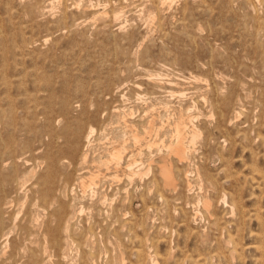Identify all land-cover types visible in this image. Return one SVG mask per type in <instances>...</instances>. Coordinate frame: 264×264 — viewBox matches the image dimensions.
I'll return each mask as SVG.
<instances>
[{
  "label": "bare ground",
  "instance_id": "6f19581e",
  "mask_svg": "<svg viewBox=\"0 0 264 264\" xmlns=\"http://www.w3.org/2000/svg\"><path fill=\"white\" fill-rule=\"evenodd\" d=\"M65 1H68V0H64V2H63V0H0V264H95V262L97 261V258H96L97 256L95 255L94 251L97 248H94V250L92 252V250H91L92 247H90L91 244H87V240L88 239L92 240L93 239L92 237H94L95 232L93 230L94 234L92 232L84 233L83 240H82V237H80V234H83V232L80 231L79 232L80 234L78 233V230L80 229V228H78L79 226L77 225L80 222L79 217L82 216L84 212H86V214H89V215L91 214L93 217H95V218H92V219H95L94 220V222H95L94 228L95 227L98 228L97 231H99V228L102 229V227H104L100 221H102V220L104 221L111 216H113L114 218H117L119 215L118 212L120 211V210L118 211L117 209L114 210V208H116L119 205L112 208V200L114 199L115 194L112 193V196L108 197L109 193L107 195V191L112 192V189H114L113 192L117 193L118 190L121 191V189H123L125 192H127L126 190L128 189L127 188L128 186H130V188L132 187V191L129 193L135 192L137 197L136 198L134 197V198L137 200L141 199V198H139L140 196L141 197L143 196L145 198L144 195L148 194L151 191V189L154 192V189H155L154 195L156 198H154L153 195H150V196H152V198H154L156 201H160V202L162 201L163 203H166V204L171 203L172 205H174L170 209L171 214L173 216L178 215V213H182L181 210L183 209L182 210L184 212L183 217L185 218L184 221L187 222V226H191L193 224L194 225L198 224L199 223L198 220H200L199 218L203 217V219H204V217H205V216H203L204 214L206 215V220H208L206 222H208L212 226L213 225L215 226L218 223V221L220 222V220H219L220 218H217L218 216L217 215L215 216V213L212 212V210H214L215 207H213V201L211 200V198H209L210 196L209 197L207 196V190H205V189L213 188V187L215 188L217 186V181H216V179H212L211 176L213 174H211V176H210V175H208V172L206 173V168H210V167L205 168V162H206L205 160L206 159L204 160V162L202 160L200 161V159H199V161H197V160L194 161L196 159V157H198L197 153H199L198 151H196L197 148L199 150L202 148V146H204V147H207L208 149H210L208 146H210L212 143V145H213L212 149L214 148V150L216 151L215 156H217L219 161L222 162V164H219L220 162L218 163L219 165L222 166V168H220V170H222V171L223 170H229L228 168H231L228 164L230 163V160H232V159H233L232 161H235V159L233 157H234L235 151L237 149H239L242 152H244V150L247 149L248 153H250L252 156H254L252 159L256 158L255 153L259 147L264 150V135L262 134V131L264 129V0H181L182 2L180 1V4L182 3L181 4L182 7H181V5L180 6L178 5V6H179V8L181 7V11L183 14H186L190 8L193 10L196 9L197 12L199 13L198 15L202 14L204 16H209V19L214 18L213 20H215V21H213V20L212 21L215 23H213L212 21H207V23H205L204 20H206V19H204V20L202 18H200V19H202L203 20L202 22L205 23V24H203L204 28H207V30L210 31V33H213L215 37L220 36L221 41H217V42H220V43L222 42L224 45H226V48L228 49V51L231 50L230 48L234 49L233 51L231 50L232 54H230L229 57H227V55H229V54H227L226 56L222 55V53L226 52V48L225 49L222 48L220 52L218 51V49H216V52L218 51L219 58L221 55V56H223L222 58L224 59V60L222 59V62H221V63H223L224 68L226 67L225 69L227 70V71L225 70L226 73L224 72V70H222V72H221V73L224 72L226 74L224 77H223V75L221 76L220 73L215 71L211 66L208 68L207 71L202 70V67L197 66L198 68H200L202 70L201 72L198 71V73H197V72L191 71V72H189V74L187 72V76H185L184 72H183V74L179 73V71L176 69L178 67H181L180 66L181 63L179 64V66L176 67L175 65H173V63H170L169 61H165L162 59V60L155 61L152 69H148V66H147V68H145L146 66L145 67L142 66L139 69L140 70L139 73L141 75H143V78L141 81H135V80H137V79L134 80L135 77L133 78L134 81H130L129 79H131V78H129V76H128L129 73H127V72L130 71V69L132 68L131 64L134 63V62L133 63L131 62V64H127V65L123 64V67L121 68V70L124 72L127 71L126 72L127 74L125 73L126 75L124 74L125 76H123V78H120L118 76L119 78L115 79L114 75H117V73L115 72L116 74H114L111 72V73H107L105 79H101V81H103V80L105 81V83L103 82L105 85L103 84L104 87L102 88V91H100V94L98 95V93H97L98 97H96L97 95L95 93L96 96H95L93 103H89L86 100H84L83 98H79V97L77 100H75V101L73 100L74 102H72V101H70L69 97L62 95V94L56 95L54 93L53 89H54L55 85H53V86L51 85V79H49L50 77H48L50 74V69L49 68H47L49 70L45 69L47 71V73L49 71L48 76H47L45 71L43 70L45 68V66L43 69L41 68L39 71L40 67L37 68L34 64V65H32V69L30 67L31 70L28 69L29 66H25L27 68V70L30 71V72L28 71L29 77L30 78L32 77V80L30 78H29V80H31L30 83L34 87H32V91L30 93L26 91L27 92L26 94H28V97L26 94H24V95H26L25 97H27V98H22V94H19L18 92H20L19 91L20 87H21L20 85L22 84V81H23V79L21 80L19 75L23 74V76L26 77L25 73L27 72V70L24 67V63L26 61H28L27 58L29 59L30 63H31V61H38V58H40L42 56L43 51L45 52L44 49L46 47L44 48L42 46L47 44V43L44 44L47 40L39 37L40 36V35H38L39 30H40V28H43L47 23H50V22L52 23V20L49 21V18L51 19L50 14L52 12V9H56V12L60 13V14L58 13L59 14L58 17L56 16L57 14H55V16L58 19L56 21H59L57 23L58 26H60V27L62 26V25H59V23L61 24V20L66 16L65 15L67 12L66 10L70 6L68 4H71V3L67 4V3H65ZM78 1H82V0H78ZM136 1L139 2L138 5L140 6V14H143V16L145 15V18L143 20L145 22L144 23L145 26L143 25L144 30L141 28V31L143 30V32H142V33H144L143 36H146L149 33L150 28L152 26L156 25V27H160L161 22H162L161 19L163 17L165 18V16H166V15L165 16H163V15L171 7H173V3H175V1H178V0H140V1L136 0ZM84 2H85V0H84ZM110 2H109V4H110ZM132 2L134 3V1H132ZM132 2H130V4ZM77 3H79V2H77ZM101 3H103V2H101ZM124 3L125 2H123L122 4H124ZM72 4L75 6H79V8L81 6L79 4H76V2H73ZM128 4H129V1L126 4V6ZM83 5H85V4L83 3ZM95 5H96V3H95ZM120 5L121 4L119 3V6ZM87 6H88V4H87ZM91 6H93V5L91 4ZM110 6H112V4ZM113 6L114 7L112 10L110 7V10H111L110 13L106 12L105 9L101 10V11H95L96 9L95 10L92 9L94 11L93 12L92 10H90L92 7L88 11L92 12L93 13L92 15H95L102 20L107 18L106 20L108 21V24L103 25V27H102L104 30L103 29L101 30L99 28L100 26H102L101 25L102 23L98 26V28L100 29L99 30L100 33L105 35L106 40L107 41L110 40V43L113 42L112 44H110L111 47L102 48V50H103L102 54L104 56H106L107 54L112 52L111 55L112 54L115 55L116 59H117V57H119L120 59H122V61H124L125 56L127 54V48L128 47L124 48L125 46L123 47L121 45V43H119L117 41L118 35L117 36L114 35L115 33H120L123 29L122 28L123 25H121L122 23L119 22V17L122 13L117 12V8H119V7L116 8L115 7V6H117L116 4ZM121 6H123V5H121ZM136 6H137V4H136ZM104 7H106V6H104ZM108 7L109 6H107V8ZM69 8H68V10H70ZM129 8H127V10H129ZM60 10H63V11H60ZM88 11H87V13H88ZM130 11H132V9ZM130 11H128V12H130ZM78 12H76V13H78ZM191 12H192V16H193L194 13L192 10H191ZM52 13H54V11ZM73 13H71V14H73ZM173 13H176V12L174 11ZM173 13H172V15H173ZM176 14H180V13H176ZM73 15H76V14L74 13ZM160 15H162V18L160 17ZM77 16L80 17L79 13ZM88 16H90V14ZM174 16H176V15H173V17ZM196 16H197V14H196ZM85 17H86V15H85ZM75 18H76V16H75ZM87 18H89V17H87ZM140 18H142V17H140ZM179 18H181V20H182V17H178V19ZM70 19H68V21ZM123 19H122V21H123ZM164 20H166V19H164ZM186 20H188V19H186ZM189 20L187 21V24H188V22H191V20H193V18L190 21ZM74 21L75 20L71 21V22H73V24H71V25L74 27V31H76L77 30L76 27L79 25L80 22L74 23ZM83 21H84V18H83ZM139 21H141V19ZM179 21H180V19H179ZM86 22H89V21H86ZM165 22H166V25L170 24V23L167 24L168 23L167 20ZM177 22H176V25H177ZM196 22L198 23V21H196ZM64 23H66V22H64ZM90 23H91V21H90ZM94 23L92 22V24H94ZM98 23H100V21H98ZM84 24H85V22H84ZM125 24H127V23H125ZM125 24H124V27H125ZM138 24L136 23V25H138ZM140 24H142V23H140ZM140 24H139V26H140ZM173 24L174 23H172V25ZM183 24H185V23L182 22L181 25H183ZM50 25L47 27L51 28ZM68 25H69V23H68ZM132 25L133 24L131 23V26ZM166 25H164V26H166ZM172 25H171V27H172ZM176 25H175V27H177ZM195 25H197V24H195ZM52 26H53V24H52ZM79 26H81V24ZM187 26H189V25H187ZM211 26L213 28H211ZM127 27H129V26H127ZM161 27H162V25H161ZM171 27H170V29H171ZM175 27H173V28H175ZM184 27H185V25H184ZM45 28L46 27H44V29ZM49 28H46V29H49ZM80 28H78V31ZM87 28L85 30H87ZM166 28H168V27H166ZM46 29H45V32H46ZM54 29H55V27H54ZM59 29H61V28H59ZM128 29L129 28H127V29L125 28V30H128ZM133 29H131V31ZM178 29H179V27H178ZM178 29H177V31H178ZM182 29H185V28H182ZM96 30L97 29L95 28L94 35L98 34V33L96 34ZM136 30L138 31V29H136ZM167 30H169V28ZM171 30H169V31H171ZM56 31L53 30L51 32L54 33ZM58 31H60V30H58ZM69 31L70 30L68 28V32ZM92 31H93V29H92ZM92 31H91V33H92ZM124 31H122V32H124ZM131 31H129V32H131ZM137 31H135V32H137ZM161 31L163 32V30H161ZM199 31H200V28L195 27L193 29L186 31L184 34L189 39V41L191 39L190 43L194 44L196 41H198L200 43V41H202V36H200ZM63 32H64V30H63ZM63 32H61L62 35H63ZM71 32H73V30ZM83 32H84V30H83ZM86 32H88V31H86ZM52 33H50L49 35H51ZM58 33H60V32H58ZM81 33H82V31H81ZM88 33H90V31ZM124 33H123L124 36H126L127 32H124ZM154 34H155V32H154ZM166 34H167V31H166L165 35ZM213 34H212V36H213ZM49 35H43V36L48 37ZM56 35H57V33H56ZM64 35H65V33H64ZM66 35H68V34L66 33ZM133 35H131V37ZM150 35H151V33H150ZM162 35H163V33H162ZM84 36L85 35H83V37ZM69 37L70 36H67L68 41H69ZM76 37H78V35ZM135 37H136V35H135ZM152 37L153 36H151L150 38H152ZM160 37L162 38L161 35H160ZM86 38L90 39L92 37H88V35H87ZM94 38L95 37H93V39ZM150 38H146L145 41H147V39L150 41L151 40ZM192 38H194V39H192ZM51 39H53V37L50 38V41H51ZM55 39L56 38H54V40ZM60 39H61V36H60ZM77 39H79V38H77ZM130 39L132 40V38H130ZM182 39H184V38H182ZM57 40H58V38H57ZM62 40H64V39H62ZM94 40H96V39H94ZM175 40H177V39H175ZM178 40H179V38H178ZM210 40H212V39H209V41ZM84 41H86V40H84ZM212 41H214V40H212ZM36 42H39L40 44H36L37 45L36 46L34 44ZM47 42L50 44L49 41H47ZM51 42H53V41H51ZM78 42H79V40H78ZM129 42H130V40H129ZM198 42L196 44L197 46H198ZM85 43H87V42H85ZM53 44H54V42H53ZM106 44H107V42H106ZM129 44H128V46H129ZM133 44L134 43H132L130 45L132 46ZM139 45H140V43L138 44V47H139ZM165 45H167V44H165ZM176 45L177 44H175V46ZM201 45H203V44H201ZM90 46H91V44H90ZM149 46H151V45L149 44ZM197 46H196V48H197ZM204 46L208 47V46H211V44L210 43L207 44V42H206V45H204ZM58 47H60V46H58ZM78 47H80V46H78ZM92 47H86L87 51L89 48L91 49ZM99 47H102V44ZM191 47H192V45H191ZM72 48H73V46H72ZM184 48L185 47H183V50H184ZM193 48H195V47H193ZM201 48H202V46H201ZM217 48H218V45H217ZM78 49H80V48H78ZM50 50H51V48H50ZM76 50L77 49H75V52H76ZM140 50H141V48H140ZM147 50L148 49L146 48V50H144V51H147ZM195 50L197 51V49H195ZM58 51H59V49H58ZM142 51H141V53H142ZM208 51H209V49H208ZM228 51H227V53H228ZM88 52H89V54L92 53V51H90V50ZM188 52H190V51H188ZM191 52H193V50ZM200 52H201V50H200ZM85 53H87V52L85 51ZM134 53H132V54H134ZM165 53H167V51ZM179 53H180V50H179ZM184 53L182 55H184L186 57V55ZM203 53H204V55H207L205 53V51ZM48 54H49V51H48ZM60 54H58V55H60ZM67 54H66V56H67ZM77 55H78V53H77ZM98 55L99 54H97V56H96L97 59H98ZM103 55H101V56H103ZM180 55H179V57H180ZM52 56H54V55H52ZM73 56H74V54H73ZM131 56L129 57L130 59L132 58ZM138 56H140V55H138ZM138 56L136 57V59L138 58ZM209 56L211 58H214L215 54L209 53ZM79 57H80V55H79ZM87 57L85 56L82 59L84 60V58H86V60L87 59L89 60V58H87ZM163 57H165V56H163ZM179 57H176V58H179ZM191 57L195 58V56H191ZM201 57H202V55H201ZM47 58L51 60V58H49V57H47ZM66 58H68V56ZM94 58H95V56H94ZM144 58H142V59H144ZM202 58H204V57H202ZM219 58H218V60H219ZM25 59H26V61H25ZM53 59H54V57H53ZM99 59L96 60V58H95L93 63L95 61L96 62L99 61ZM130 59H128V61H132ZM142 59H141V61H142ZM179 59H181V57ZM40 60H39V62H40ZM57 60H58V58H57ZM60 60H61V58H60ZM70 60H71V58H70ZM88 60H87V62H88ZM134 60H135V58H134ZM170 60H173V59L171 58ZM184 60H186V59H184ZM211 60H213V59H211ZM55 61H56V59H55ZM79 61H80V59H79ZM102 61H104L103 58H102ZM117 61H119V60L117 59ZM149 61L150 60L147 59V62H149ZM173 61H177V60H173ZM204 61H203V63L205 65L207 62L205 61L206 62L205 63ZM42 62H43V60H42ZM48 62L50 64V61H48ZM51 62H53V60ZM89 62H88V64H89ZM105 62L106 61H104V63ZM183 62H182V64H183ZM187 62H189V61L186 60V63ZM36 63H38V62H36ZM71 63H72V60H71ZM71 63H70V65H71ZM85 63L86 62H84V64ZM110 63L113 66V64H114L113 61ZM137 63H139V62H137ZM151 63H152V61H151ZM186 63H185V65H186ZM38 64H36V65H38ZM44 64L46 65V63H44ZM49 64H47V65H49ZM107 64H108V62H107ZM196 64H197V62H196ZM212 64H214V63H212ZM215 64L218 65V62H216ZM215 64L213 65V67L215 66ZM51 65H52L51 68H53V66L55 64L54 65L51 64ZM56 65H58V64H56ZM101 65H100V67H101ZM146 65H147V63H146ZM192 65L193 64H191V66ZM210 65H211V63H210ZM58 66L61 67L62 65L61 66L58 65ZM82 66H86V65H82ZM88 66H90V65H88ZM105 66H104V68H105ZM114 66H115V64H114ZM221 66H222V64H221ZM90 67H88V68H90ZM94 67L96 68V66H94ZM94 67L92 69H95ZM98 67H99V65H98ZM86 68H85V70H86ZM88 68L86 71H88ZM104 68H103V70H104ZM134 68H135V66H134ZM194 68H196V67H194ZM194 68H193V70H194ZM210 68H211V70H209ZM64 69H65V67L62 70H64ZM118 69H120V68H118ZM191 69H192V67H191ZM220 69H223V68H220ZM56 70H58V69H56ZM75 70H76V68H75ZM59 71H61L60 68H59ZM53 72L55 73V71H53ZM53 72L51 70V74ZM119 72H120V70L118 71V73ZM134 72L136 73L138 71L136 70ZM185 72H186V69H185ZM70 73H72V72L70 71ZM73 73H75V72H73ZM84 73H85V71H84ZM84 73H82V74H84ZM100 73L102 74L103 72H99V74ZM122 73L123 72H121V74ZM130 74H131V72H130ZM122 75H121V77H122ZM23 76H22V78H23ZM53 76H52V78H53ZM56 76L58 77V75H56ZM86 76H87V74H86ZM80 77L82 78L84 76L80 75ZM61 78H62V75H61ZM65 78H66V76H65ZM76 78H74V79H76ZM91 78H94V77L92 76ZM103 78H104V76H103ZM86 79H87V81H89L88 76ZM86 79H83L82 81L84 82V81H86ZM56 80L54 79L53 81H56ZM185 80H187V82ZM77 81H79V80H77ZM54 83L56 84V82H54ZM60 84H62V83L60 82L59 85ZM70 85H71V83L68 86L70 87ZM57 87H58V84H57ZM64 87H65V85H64ZM21 89L23 92L22 87H21ZM80 89H82V87ZM92 89H93V87H92ZM95 89H96V86H95ZM99 89H100V86H99ZM83 90H85V89H83ZM61 91H62V89H61ZM61 91H59V92H61ZM74 91H76V90H74ZM74 91H72L73 96L75 93ZM98 91L99 90H97V92ZM88 92H89V90H88ZM89 94H90V92H89ZM93 94H94V92H93ZM260 94H262L263 96H260ZM78 95H76V96H78ZM257 95H258V97H257ZM89 97L87 96L88 99H89ZM92 105H94L93 108L91 107ZM18 109H19V111H17ZM200 143H201V146H199ZM197 145H198V147H197ZM255 145L258 146V148L256 147L257 149L254 152L253 148H255L254 147ZM205 153H204V156L207 154V153L206 154ZM201 154H199V155H201ZM209 154H210V151H209L208 155ZM208 155H207V157H208ZM236 156H238V154H236ZM263 156H264V153H263ZM217 158H216V160H217ZM236 159H239V158H236ZM249 159H251V157ZM211 160H212V157H211ZM245 160H246V158L244 159V157H243V161H245ZM239 161L241 162V160H239ZM211 163H212V166L215 165V164H213V162H211ZM249 163H250V160H249ZM255 163H256V160H255ZM208 164H207V166H208ZM216 165H215V167H216ZM219 167L220 166H218L216 168L219 169ZM234 167L236 168V166H234ZM245 167H247V166H245ZM248 167H247V170H248ZM249 169H250V167H249ZM212 170H210L211 173L213 172ZM235 170L236 169H234L233 173H235L237 171V170L236 171ZM208 171H209V169H208ZM231 171L232 170H229V174L231 173ZM253 171H257L260 174L259 175L258 173H256V174H258L257 176H259V178H257V179H260L258 182H256V180L251 179L252 181H255L254 182L255 187L256 186L259 187V185L263 186L264 185V168L259 169L258 167H254ZM253 173L254 172H252V174ZM238 174H239V171H238ZM214 175H215V173H214ZM226 175H228V173ZM226 175L224 176V179H225ZM254 175H255V173H254ZM144 176H149V177H147L149 179L146 182V184L142 182L143 178H145ZM215 176L221 177V175H215ZM248 176H249V174L247 175V178H249V177L251 178V175L249 177ZM238 177H239V175L237 176V178ZM252 177L255 178L254 176H252ZM218 178H217V180H218ZM242 178H243V176H242ZM122 179H124V181H122ZM244 179H245V177H244ZM145 180H147V179L145 178ZM145 180H144V182H145ZM220 180H222V179H220ZM238 180H239V178H238ZM247 180L248 179H246V181ZM246 181H245V183H246ZM121 182H124L123 186H121V184H120ZM141 182L143 183V186L145 184L144 189H142ZM232 182H234V181H232ZM236 182L237 181H235L231 185L234 186V184H236ZM250 183H252V182H250ZM250 183H246V184H250ZM113 184H115V185H113ZM242 184L244 185V182ZM220 185H221V183H220ZM238 186H240V188H241V185H238ZM262 186H261V188H263ZM247 188H249V185H247ZM222 189H224V187ZM251 189H252V187H251ZM251 189H248V191L250 190L249 192H252ZM257 189H259V188H257ZM212 190H214V189H212ZM225 190H226V188H225ZM236 190L235 191L238 192V189H236ZM120 191H119V193H120ZM227 191H229V190H227ZM123 192H122V194L125 193V192L124 193ZM220 192H221V190H220ZM225 192L226 191L222 192V194L219 195V198H217L218 200L214 203V205L215 206L218 205V208H219V207H221V206H219V203H220V205H222L224 208L228 207L227 208L228 211H224L223 213H225V212H227V214L229 213L230 218H228L229 220L227 221V223H228V225L231 224V226H228V227L230 228L233 225L236 230L234 231V234H231L230 232L226 231V233H228V234L225 236V233L223 234L224 230H221V225L218 224V225H220V227L218 225H216V229L219 231L220 237L212 238V240L215 242V246H214L215 250H216L215 253H216V255L218 253V256L221 257L220 260L221 259H227L229 255L231 257H233L232 254H234V252L236 253V250H238L237 252H239V248H241V247H239V245L242 246L241 241H240V237H239V235L241 236L240 231H242L241 230L242 227H240V226H241V224H243V218H245L244 215L248 216V215H246L245 210L242 208L243 204H242V201L240 198L241 193L236 194L234 192H231L230 194H227L228 196L230 195L229 196L230 202L228 203V200H226L227 196H226ZM119 193H117V194H119ZM254 193H255V191H254ZM247 194H249V193L247 192ZM125 195H130V194H125ZM249 195H251V194H249ZM147 196H149V195H146V197ZM180 196H182V197H180ZM211 197H214V196H211ZM216 197L217 196H215L213 200H215ZM263 197H261V200L263 199ZM119 198H121V197H119ZM127 198L125 200H127ZM149 198L147 200H149ZM248 198L246 200H249ZM121 199H120V202H121ZM132 199H133V197H132ZM258 199H260V198L258 197ZM177 201L178 202L182 201L184 205L189 204L188 208L185 206L189 210L187 211L186 208H184V206H182V205H179L181 207L176 206ZM260 202L261 201H259L258 204ZM117 203H118V201H117ZM126 203H127V201L125 202V204ZM128 203H127V205H128ZM149 203H150V201H149ZM152 203H153V201H152ZM156 203H158V202H156ZM143 204H144V202H143ZM256 204H255V206L258 205V204L257 205ZM152 205H154V203ZM158 205L159 204H157L155 206L156 209H157ZM261 205H262V203H261ZM143 206H144V208H142ZM143 206L140 208L145 209L144 212L150 210L148 208L149 205L148 206L143 205ZM161 206H162V204H161ZM252 206H254V205H252ZM169 207H170V205H169ZM169 207H168V209H169ZM135 208H137V205ZM142 209H141V211H143ZM164 209H165V207H164ZM158 210H160V209L158 208ZM220 210L222 211V209H220ZM220 210H219V212H220ZM247 210L248 209L246 208V211ZM251 210H253V207ZM251 210H249V211H251ZM141 211H139V212L141 213ZM261 211H259V212L261 213ZM123 212H124V210H123ZM136 212H138V211H136ZM135 213H134V215H135ZM154 213H157V212L154 211ZM158 213H160V212H158ZM223 213H221V214L225 215ZM250 213H253V211H251ZM255 213H253V214H255ZM263 213H264V211H263ZM129 214H130V212H129ZM142 214L144 215L143 212H142ZM247 214H249V212ZM150 215L151 214H149V217H150ZM168 215H166V216H168ZM256 215L257 214H255V216ZM84 216H86V215H84ZM156 216H157V214H156ZM163 216H164V218L166 217L165 215H163ZM249 216H248V218L247 217L246 218L249 219ZM258 216H259V214H258ZM91 217H89V218H91ZM113 217H111V218H113ZM127 217H129V216H127ZM138 217H140V216H138ZM160 217H162L161 214H160ZM168 217L170 218L171 216H168ZM179 217H180V215H179ZM262 217H264V215ZM262 217L260 219H262L263 221L260 223L264 222V219ZM87 218H88V215H87ZM145 218H146V216H145ZM223 218H225V217H222V219ZM246 218H245V220H246ZM84 219H85V217H84ZM117 219H119V217ZM123 219H124V217H123ZM156 219H158V218H156ZM171 219H169L170 222H172ZM181 219H182V216H181ZM86 220L89 222L88 219H86ZM125 220L126 219H124V221ZM172 220H173V223H174V221H176L174 219H172ZM121 221H123V220H121ZM127 221H129V220H126V222ZM154 221H155V219H154ZM179 221H180V219H179ZM222 221L223 220H221V222ZM251 221H253V220L251 219ZM255 221H253V222H255ZM88 222H86V223H88ZM146 222L148 223V221H146ZM156 222H154V223H156ZM162 222H161V224H162ZM258 222H259V220H258ZM258 222H256V223H258ZM80 223H82V222H80ZM113 223H114V221H113ZM120 223H122V222H120ZM149 223H148V226H149ZM200 223H202V222H200ZM246 223H247V221H246ZM248 223L245 226H248ZM260 223H259V225H260ZM129 224H131V225H129ZM129 224L124 225V227L125 226L126 227L128 226V228L131 227L133 222L129 223ZM159 224H160V222H159ZM164 224L167 225L168 223H164ZM92 225H93V223H92ZM120 225H122V224H120ZM139 225L141 226L142 224H139ZM171 225H173V224L171 223ZM175 225H176V223H175ZM180 225H181V223H180ZM201 225L203 226V223L200 224V227H201ZM211 225H208L211 227V229L210 228L209 229L213 230ZM223 225H225V223ZM223 225H222V227H223ZM107 226H105V227L107 228ZM115 226H116V224H115ZM153 226H150V227H153ZM249 226H250V223H249ZM255 226H257V225H255ZM261 226H262V224H261ZM119 227H121V226H119ZM144 227H147V225ZM157 227L158 226H156V228ZM192 227H194V226H192ZM91 228H93V226ZM141 228L142 227H140V229ZM167 228L168 227H166V230H167ZM243 228H244V225H243ZM90 229H89V231H90ZM150 229H152V228H150ZM176 229L178 230V227ZM195 229H196V227H195ZM198 229L199 228H197L196 230L198 231ZM205 229H207V228H205ZM224 229L226 230V228H224ZM261 229L262 228H260V230ZM102 230H100V232ZM125 230L126 229H124V232H125L124 234L127 237L128 235L126 234ZM144 230L141 232H145V236H144L145 240L144 241H146V243H143V241H142L143 238L141 239V238H139V236H137L136 233L132 234V232H131V235H132L131 240H134V242L135 243L137 242V244H135V246H134V244H132L131 245L132 247L128 248V250L126 248V250L128 252V253L127 252L126 253L132 254L131 251L134 252V256H136V258H137V259L135 258L136 261H134L136 264H157V262H158L157 257L158 256L156 257V254H154L152 251V248H153L151 245L152 242L150 241L151 242L150 244L147 243V240H149V237H150L148 235L149 231L146 233L147 230L146 231H144ZM156 230H158V229H156ZM228 230H230V229H228ZM247 230H248V227H247ZM253 230H254V228H253ZM97 231H96V233L98 234ZM131 231H132V229H131ZM136 231H138V230H136ZM162 231H163V229H162ZM213 231H215V229ZM100 232H99V234H100ZM109 232L110 231L108 229V234H109ZM111 232L113 233V231H111ZM114 232H115V230H114ZM151 232L153 234V232H155V230H153ZM245 232H246V230H245ZM127 233H128V231H127ZM157 233H160V232H157ZM161 233L159 235L157 234L159 236V238H160V235L163 237V234H161ZM246 233L249 234L250 232H246ZM102 234L103 233H101V235ZM175 234L178 237V234L177 233H175ZM195 234H197L199 236V237L198 236L197 237L201 239L200 242L202 245H204V247H205V244L210 241L209 235L207 233H205L203 230L201 231V233L195 232ZM77 235H79V237H77ZM106 235H107V233H106ZM110 235H112V234H110ZM141 235H143V234H141ZM247 235H245V236L247 237ZM253 235L254 236L252 237L250 234V238L252 237L254 239V237L256 235L255 234H253ZM115 236H116V234H115ZM120 236H122V233ZM170 236L172 237L173 235H170ZM189 236H191V233L189 234ZM222 236H225V237L223 238ZM89 237H91V238H89ZM126 237H124V238H126ZM128 237L130 238V236H128ZM154 237H153V240H154ZM167 237H169V236L167 235ZM212 237H214V236H212ZM248 237H249V235H248ZM159 238H157V239L159 240ZM109 239H110V237H109ZM150 239H152V238H150ZM257 239H258V236H257ZM99 240H102V238ZM110 240L112 241L113 239H110ZM177 240L178 239H176L175 241L177 242ZM212 240L210 241L211 243H208V244L212 245V243H213ZM246 240H247V238H246ZM122 241H124V239ZM160 241H163V240L161 239ZM160 241H158V242H160ZM184 241H186V240H184ZM239 241H240V243H238ZM256 241L257 240H255L254 242H256ZM121 242H120L119 236L118 237L116 236L114 239V243L116 244V246H119L121 244ZM128 242H129V240H128ZM156 242H154V243H156ZM158 242H157V244L159 245ZM181 242H182V240H181ZM192 242H194V241H192ZM196 242L194 243L195 245H196ZM252 242H251V244H254ZM124 243L126 244V241ZM140 243H143V244L140 245ZM154 243H152V244L154 245ZM248 243H247V245H248ZM262 243H263V240H262ZM97 244H98V242H97ZM99 244H101V243H99ZM164 244H165V242H164ZM176 244L174 246L176 248H174V249L179 250L180 248L178 247L179 248L178 249L177 248L178 245L176 246ZM255 244L257 245L258 241ZM259 244H261V243H259ZM184 245L185 244H183L182 246L185 247ZM108 246L106 248H108ZM129 246H130V244L128 245V247ZM165 246L167 247V245H165ZM206 246H207V244H206ZM245 246H246V244L244 245V247ZM97 247H99V246H97ZM170 247H172V246H170ZM106 248H104V250H103L100 247V250L102 249L103 252L109 254V255H107L108 257L106 258V260L104 261V264H124V259L126 258L125 257L126 253H125L124 247L121 249L117 248L118 252L117 251L115 252L114 248L112 249V247H111V250L109 248H108L109 250ZM186 248L188 249L187 246H186ZM251 248H254L255 251L257 250L258 252H259V249H261V248H259V245L257 247L252 245ZM191 249L192 248H190V250ZM196 249H198V248L196 247ZM207 249H208V247H207ZM162 250H164V249H162ZM165 250H164V252H165ZM183 250H184V248H183ZM240 250L243 251L242 249H240ZM200 251H202V250H200ZM182 252H181V254H182ZM207 252H208V250H207ZM209 252H210V247H209ZM227 252H228V254H227ZM252 252H253V250H252ZM156 253H158V252H156ZM204 253H205V250H204ZM215 253L213 254V256H215ZM244 253H243V255H244ZM167 254H166V256H167ZM192 254H194V253L192 252L191 255ZM237 254L238 253H236L235 255L238 256ZM263 254L264 253H262V257L264 256ZM191 255H190V257H192ZM205 255H203V256H205ZM210 255H211V252H210ZM239 255H241V254H239ZM258 255H257V259H259ZM101 256H100V259L102 258ZM160 256L162 257V255H160ZM244 256H246V255H244ZM103 257H105V256H103ZM161 257H159V258H161ZM165 257H164V259L163 258L161 259L163 261L161 264H164V261H166L167 258L165 259ZM180 257H182V255ZM196 257L194 259H196ZM103 259H105V258H103ZM179 259L180 258H178V260ZM201 259H202V257H201ZM244 259H245V257H244ZM254 259L255 258H253V260ZM130 260H131V258H130ZM191 260H192V258H190V261ZM233 260H234V258H233ZM245 260H248V259H245ZM259 260H257V261H259ZM98 261H99V259H98ZM188 261H189V259H188ZM198 261L196 260L195 262H198ZM239 261H240V259H239ZM248 261H250V258ZM257 261H253V262H257ZM169 262H171V261L169 260ZM177 262H179V261H177ZM192 262L190 264H192ZM263 262H264V260H263ZM98 263L100 264V262H98ZM173 263H175V262H173ZM205 263H207V262L205 261L204 264ZM208 263H209V261H208ZM222 263H223V261L221 262V264ZM227 263L229 264L230 261ZM241 263L242 262H240V264ZM243 263H244V261H243ZM257 263H259V262H257ZM237 264H239V262H237Z\"/></svg>",
  "mask_w": 264,
  "mask_h": 264
},
{
  "label": "rangeland",
  "instance_id": "374dc122",
  "mask_svg": "<svg viewBox=\"0 0 264 264\" xmlns=\"http://www.w3.org/2000/svg\"><path fill=\"white\" fill-rule=\"evenodd\" d=\"M94 1V2H93ZM103 2V3H101V2ZM106 1V2H105ZM111 1V2H110ZM128 1H129V4L126 6V4L128 3ZM132 1H134V3L132 2ZM140 1V0H139ZM179 1V2H178ZM178 1H175V3H173V7H171L163 16H165V18L163 17L162 18V15H160V17L162 18L161 19V25H162V27H161V25H160V27H156V25H154V26H152L151 28H150V31H149V33L146 35V36H143V34L144 33H142L143 32V30H144V18H145V15L143 16V14H140V6L138 5L139 4V2H137L136 0H85V2H84V0H82V1H76V0H68V1H65V3H71V4H68V5H70L68 8L70 9V10H68V8H67V12H66V16L61 20V24L59 23V25H62L61 27L60 26H58V22L59 21H56V20H58L57 18H56V16L58 17V15L60 14L59 12V14L56 12V9H52V12L54 11V13H52L51 12V14H50V17H51V19L49 18V21H51L52 20V23L50 22V23H47L44 27H46V28H49V27H47V26H49L50 24V27L51 28H49V29H46V32H45V29H44V27L43 28H40V30H39V34L38 35H40L39 37L40 38H43V39H46L47 41H49L50 42V44L46 41L44 44H46V45H43L42 47H46L44 50H45V52L43 51V54H42V56L40 57V58H38V61H31V63H30V61H29V59L27 58V60L28 61H26V59H25V63H24V67L25 66H29V70H31L32 69V65H34L35 64V66L37 67V68H39V71H40V69L42 68H44V66H45V68L43 69L44 71H45V73H46V75L48 76V73H49V71H48V73H47V71L46 70H49L50 69V74H49V76L48 77H50L49 79H51V85L53 86V85H55L54 86V93L56 94V95H65V96H67V97H69V99H70V101H72V102H74L75 100H77L78 99V97L79 98H83L84 100H86L87 102H89V103H93V101H94V99H95V96L97 95V93H98V95L100 94V91H102V88L104 87V83H105V81L103 80V81H101V79H105V77H106V75H107V73H114V74H116L117 73V75H114V78L116 79V78H123V76H125L127 73H129L128 74V76H129V78H131V79H129L130 81H134L135 79H137V80H135V81H141L142 80V78H143V75H141L140 73H139V69L143 66V67H145V68H147V66H148V69H152L153 68V64L155 63V61H158V60H165V61H169L170 63H173V65H175L176 67L177 66H179V64H180V66L181 67H178V68H176L178 71H179V73H182L183 74V72H184V75L185 76H187V72H188V74H189V72H197L198 73V71L199 72H201L202 70H208V68L211 66L215 71H217L218 73H220V75L222 76L223 75V77L226 75L225 73V68H224V66H223V63H221L222 62V57L223 56H226L227 54H229V55H227V57H229L230 56V54H232V51L234 50L233 48H230L231 50H229L228 51V49L226 48V45H224L222 42L220 43V42H217V41H221V39H220V36L219 37H215L214 36V34L213 33H210V31H208L207 30V28H204V25L203 24H205V23H207V21H212L214 18H211V19H209V16H204V15H202V14H200V15H198L199 13L197 12V10L196 9H190L189 8V13L187 12L186 14H183L182 13V11H181V7H182V3L180 4V1L181 0H178ZM63 2H64V0H63ZM73 2H76V4H79V5H81L80 6V8H79V6H75V5H73L72 3ZM77 2H79V3H77ZM85 4V5H83V3ZM87 2V3H86ZM109 2H110V4H109ZM117 2V3H116ZM123 2H125L124 4H122ZM130 2H132L131 4H130ZM182 2V1H181ZM90 3V4H89ZM95 3H96V5H95ZM108 3V4H107ZM117 5V6H115L116 8L117 7H119V8H117V12L118 13H122L121 15H120V17H119V22L120 23H122L121 25H123V29H122V31H124L125 30V28L127 29V28H129L128 30L129 31H131V29H133L131 32H129L128 30H125L124 32H127L126 33V36H124V32H120V33H115L114 35L115 36H117L118 35V42L119 43H121V45L124 47V48H127V54H126V56H125V60L124 61H122V59H120L119 57H117V59L119 60V61H117V59L115 58V55H111V53H109V54H107L106 56H104L102 53V48H109V47H111L110 46V44H112L113 42H111L110 43V40L109 41H107L106 40V38H105V35L104 34H102V33H100V29L102 30L103 28V25H106V24H108V21L106 20V19H100L99 17H97V16H95V15H92L93 13L92 12H90V11H88L91 7V9L90 10H95V11H101V10H104L105 9V11L106 12H108V13H110V11L113 9V5H115V4ZM119 3L121 4V5H123V6H119ZM177 3V4H176ZM66 4V5H67ZM87 4H88V6H87ZM91 4L93 5V6H91ZM100 4V5H99ZM112 4V6H110ZM136 4H137V6H136ZM130 5V6H129ZM176 5V6H175ZM181 5V7L179 8V6ZM102 6V7H101ZM104 6H106V7H104ZM107 6H109L108 8H107ZM96 7V8H95ZM110 7H111V10H110ZM123 7V8H122ZM126 7V8H125ZM130 7V8H129ZM136 7V8H135ZM78 8V9H77ZM85 8V9H84ZM127 8H129V10H127ZM178 8V9H177ZM60 9V8H59ZM73 9V10H72ZM98 9V10H97ZM108 9V10H107ZM120 9V10H119ZM132 9V11H130ZM134 9V10H133ZM136 9V10H135ZM72 10V11H71ZM86 10V11H85ZM92 10V11H93ZM138 10V11H137ZM191 10L193 11V16H192V12H191ZM60 11H63V10H60ZM71 13H75L76 15H73V14H71ZM79 11V12H78ZM87 11H88V13H87ZM128 11H130V12H128ZM135 13H134V12ZM176 12V13H180V14H176V13H173V12ZM76 12H78L79 13V15H80V17L79 16H77L78 15V13H76ZM83 12V13H82ZM86 12V13H85ZM94 12V11H93ZM137 12V13H136ZM173 13V15H176V16H174L173 17V15H172V13ZM71 15H70V14ZM55 14H57L56 16H55ZM82 14V15H81ZM90 14V16H88ZM170 14V15H169ZM196 14H197V16H196ZM73 15V16H72ZM85 15H86V17H85ZM135 15V16H134ZM142 15V16H141ZM185 17H184V16ZM69 16V17H68ZM75 16H76V18L78 19H76L75 18ZM122 16V17H121ZM124 16V17H123ZM168 16V17H167ZM188 16V17H187ZM82 17V18H81ZM87 17H89V18H87ZM95 17V18H94ZM97 17V18H96ZM140 17H142V18H140ZM167 17V18H166ZM178 17H182V20H181V18H179L180 19V21H179V19H178ZM196 19H195V18ZM198 17V18H197ZM71 18V19H70ZM73 18V19H72ZM83 18H84V21H83ZM121 18V19H120ZM124 18V19H123ZM134 20H133V19ZM141 19V21H139L140 19ZM169 18V19H168ZM171 18V19H170ZM193 18V20H191ZM200 18H202L203 20L204 19H206V20H204V22H202L203 20L202 19H200ZM209 20H208V19ZM68 19H70L69 21H68ZM91 19V20H90ZM94 19V20H93ZM122 19H123V21H122ZM130 21H129V20ZM139 21H137V20ZM164 19H166L167 20V24H171L172 25V23H174L173 25H172V27H171V25L169 24V25H166V20H164ZM186 19H190L191 20V22H188V24H187V21L188 20H186ZM198 19V20H197ZM73 20H75L74 21V23H78V22H80L79 23V25L81 24V26H77L76 27V31H74V27L71 25V24H73V22H71V21H73ZM82 20V21H81ZM169 20V21H168ZM173 20V21H172ZM189 20V21H190ZM200 20V21H199ZM86 21H89V22H86ZM90 21H91V23H90ZM96 21V22H95ZM98 21H100V23H98ZM102 21V22H101ZM107 21V22H106ZM133 21V22H132ZM135 21V22H134ZM137 21V22H136ZM178 21V22H177ZM195 21V22H194ZM196 21H198V23L196 22ZM213 21H215V20H213ZM212 21V22H213ZM64 22H66V23H64ZM83 22V23H82ZM84 22H85V24H84ZM92 22L94 23V24H92ZM176 22H177V25H176ZM181 22V23H180ZM182 22L183 23H185V24H183V25H181L182 24ZM195 24H197V25H195ZM68 23H69V25H68ZM89 23V24H88ZM97 23V24H96ZM102 23V24H101ZM125 23H127V24H125ZM131 23L133 24L132 26H131ZM136 23L138 24H140V23H142V24H140V26H139V24L138 25H136ZM164 23V24H163ZM181 25H179V24ZM192 23V24H191ZM213 23H215V22H213ZM52 24H53V26H52ZM57 24V25H56ZM84 26H83V25ZM91 24V25H90ZM102 25V26H100L99 28H98V26L99 25ZM124 24H125V27H124ZM160 24V23H159ZM64 25V26H63ZM86 25V26H85ZM96 25V26H95ZM144 25V26H143ZM164 25H166V26H164ZM175 25L177 26V27H175ZM179 25V26H178ZM184 25H185V27H184ZM187 25H189V26H187ZM127 26H129V27H127ZM54 27H55V29H54ZM65 27V28H64ZM69 28V32H68V28ZM73 27V28H72ZM82 29H81V28ZM88 27V28H87ZM97 29L96 30V34L98 33H100L99 35L97 34V35H94V33H95V28ZM137 27V28H136ZM164 27V28H163ZM166 27H168L169 28V30H171V31H169V30H167L168 28H166ZM170 27H171V29H170ZM173 27H175V28H173ZM178 27H179V29H178ZM188 27V28H187ZM195 27H199L200 28V36H202V41H200V43L198 42V41H196L194 44H192V43H190V41H191V39H190V41H189V39L186 37V35L184 34L186 31H188V30H190V29H193V28H195ZM57 28V29H56ZM59 28H61V29H59ZM63 28V29H62ZM78 28H80L79 29V31H78ZM84 28V29H83ZM87 28V30H85ZM91 28V29H90ZM141 28L143 29L142 31H141ZM178 29V31H177V29ZM182 28H185V29H182ZM211 28H213L212 26H211ZM73 30V32H71L72 30ZM92 29H93V31H92ZM136 29H138V31L136 30ZM163 30V32L161 31V30ZM44 30V31H43ZM56 31V32H54V33H52L51 31ZM58 30H60V31H58ZM63 30H64V32H63ZM67 30V31H66ZM83 30H84V32H83ZM104 30V29H103ZM158 30V31H157ZM165 30V31H164ZM176 30V31H175ZM181 32H180V31ZM42 33H41V32ZM66 31V32H65ZM81 31H82V33H81ZM86 31H90V33H88V32H86ZM91 31H92V33H91ZM99 31V32H98ZM135 31H137V32H135ZM161 31V32H160ZM166 31H167V34L169 35H165V33H166ZM203 31V32H202ZM207 31V32H206ZM45 34H44V33ZM58 32H63V35H62V33L60 34V33H58ZM71 32V33H70ZM75 32V33H74ZM115 32V31H114ZM129 32V33H128ZM154 32H155V34H154ZM47 33V34H46ZM50 33H52L51 35H49ZM56 33H57V35H56ZM64 33H65V35H64ZM66 33L68 34V35H66ZM71 35H70V34ZM80 35H79V34ZM87 33V34H86ZM124 33V34H123ZM135 33V34H134ZM150 33H151V35H150ZM153 33V34H152ZM160 33V34H159ZM162 33H163V35H162ZM49 35L48 37H46V36H43V35ZM91 34V35H90ZM123 34V35H122ZM134 34V35H133ZM138 34V35H137ZM159 34V35H158ZM202 34V35H201ZM212 34H213V36H212ZM56 35V36H55ZM78 35V37H76ZM83 35H85L84 37H83ZM87 35H88V37H92V38H86L87 37ZM131 35H133L132 37H131ZM135 35H136V37H135ZM142 35V36H141ZM158 35V36H157ZM160 35L162 36V38L160 37ZM42 36V37H41ZM51 36V37H50ZM60 36H61V39H60ZM67 36H70L69 37V41H68V38H67ZM148 36V37H147ZM151 36H153L152 38H150ZM164 36V37H163ZM173 36V37H172ZM53 37V39H51V41H53L54 42V44H53V42H51L50 41V38H52ZM76 37V38H75ZM83 37V38H82ZM93 37H95L94 39H96V40H94L93 39ZM139 37V38H138ZM166 37V38H165ZM181 37V38H180ZM54 38H56L55 40H54ZM57 38H58V40H57ZM77 38H79V39H77ZM101 38V39H100ZM105 38V39H104ZM130 38H132V40L130 39ZM146 38H150L151 40V42L147 39V41H145L146 40ZM155 38V39H154ZM165 38V39H164ZM178 38H179V40H178ZM182 38H184V39H182ZM204 38V39H203ZM219 38V39H218ZM60 39V40H59ZM62 39H64V40H62ZM71 39V40H70ZM103 39V40H102ZM122 39V40H121ZM130 40V42H129V40ZM170 41H169V40ZM175 39H177V40H175ZM192 39H194V38H192ZM196 39V38H195ZM209 39H212V40H214V41H212V40H210L209 41ZM78 40H79V42H78ZM84 40H86V41H84ZM98 40V41H97ZM105 40V41H104ZM136 40V41H135ZM157 40V41H156ZM160 40V41H159ZM164 40V41H163ZM186 40V41H185ZM74 41V42H73ZM89 41V42H88ZM102 41V42H101ZM104 41V42H103ZM144 41V42H143ZM162 41V42H161ZM167 41V42H166ZM185 41V42H184ZM205 41V42H204ZM216 41V42H215ZM72 42V43H71ZM81 42V43H80ZM85 42H87V43H85ZM106 42H107V44H106ZM169 42V43H168ZM197 42H198V46L196 45L197 44ZM206 42H207V44L208 43H210L211 44V46H204V45H206ZM58 43V44H57ZM78 43V44H77ZM132 44V43H134L132 46L130 45V44ZM140 43V45H139V47H138V44ZM148 43V44H147ZM167 44V45H165V44ZM185 43V44H184ZM219 43V44H218ZM35 45L36 44H40L39 42H36V43H34ZM50 46H49V45ZM61 44V45H60ZM70 44V45H69ZM87 44V45H86ZM90 44H91V46H90ZM94 44V45H93ZM102 44V47H99L100 45ZM127 44V45H126ZM128 44H129V46H128ZM145 44V45H144ZM149 44L151 45V46H149ZM160 44V45H159ZM175 44H177L176 46H175ZM201 44H203V45H201ZM214 44V45H213ZM218 45V48H217V45ZM222 46H221V45ZM98 45V46H97ZM143 45V46H142ZM191 45H192V47H191ZM202 46V48H201V46ZM220 45V46H219ZM37 46V45H36ZM58 46H60V47H58ZM72 46H73V48H72ZM78 46H80V47H78ZM93 46V47H92ZM149 48H148V47ZM157 46V47H156ZM196 46H197V48H196ZM215 46V47H214ZM224 46V47H223ZM49 47V48H48ZM58 47V48H57ZM83 47V48H82ZM86 47H92L91 49L89 48L88 49V51L90 50V51H92V53H90L89 54V52L87 51V49H86ZM95 47V48H94ZM130 47V48H129ZM132 47V48H131ZM176 47V48H175ZM183 47H185L184 48V50H183ZM187 47V48H186ZM193 47H195V48H193ZM50 48H51V50H50ZM54 48V49H53ZM56 48V49H55ZM72 48V49H71ZM78 48H80V49H78ZM134 48V49H133ZM140 50V48H141V50L139 51L138 49ZM143 48V49H142ZM146 48L148 49L147 51H144V50H146ZM178 48V49H177ZM199 48V49H198ZM201 48V49H200ZM222 48H226V52H224V53H222V55L223 56H221L220 55V58H219V54H218V51L220 52L221 51V49ZM49 49V50H48ZM58 49H59V51H58ZM75 49H77L76 50V52L78 53V55H77V53L75 52ZM131 49V50H130ZM188 51H190V52H188ZM195 49H197V51L195 50ZM205 49V50H204ZM207 49V50H206ZM208 49H209V51H208ZM216 49H218V51L216 52ZM67 50V51H66ZM70 50V51H69ZM88 53H85V51ZM138 50V51H137ZM143 50V51H142ZM150 50V51H149ZM176 50V51H175ZM179 50H180V53H179ZM193 50V52H191ZM200 50H201V52H200ZM214 50V51H213ZM48 51H49V54H48ZM73 53H72V52ZM137 51V52H136ZM141 51H142V53H141ZM167 51V53H165ZM183 51V52H182ZM199 51V52H198ZM205 51V53L207 54V55H204V52ZM227 51H228V53H227ZM71 52V53H70ZM82 52V53H81ZM95 52V53H94ZM135 52V53H134ZM139 52V53H138ZM185 52V53H184ZM198 52V53H197ZM208 52V53H207ZM45 53V54H44ZM60 54V55H58V54ZM68 53V54H67ZM132 53H134V54H132ZM147 55H146V54ZM169 53V54H168ZM185 54L186 55V57L184 56V55H182V54ZM203 53V54H202ZM209 53L210 54H212V53H214L215 54V56H214V58H211L210 56H209ZM66 54H67V56H68V58H66L67 56H66ZM73 54H74V56H73ZM92 54V55H91ZM97 54H99L98 55V59H99V61H95L94 63H93V61H94V59L96 58V60H98L97 59ZM181 54V55H180ZM217 54V55H216ZM46 55V56H45ZM52 55H54V56H52ZM79 55H80V57H79ZM87 57V58H89V60H88V62H89V64H88V62H87V60H86V58H84V60L82 59L83 57H85V56ZM91 55V56H90ZM101 55H103V56H101ZM132 55V56H131ZM138 55H140V56H138ZM165 56V57H163V56ZM179 55H180V57H181V59L184 61H182L181 59H179L180 57H179ZM198 55V56H197ZM200 55V56H199ZM201 55H202V57H204V58H202L201 57ZM62 56V57H61ZM70 56V57H69ZM94 56H95V58H94ZM100 56V57H99ZM132 57L131 59L129 58V57ZM135 56V57H134ZM138 56V58L136 59V57ZM143 56V57H142ZM146 56V57H145ZM160 56V57H159ZM191 56H195V58L193 57H191ZM206 56V57H205ZM47 57H49V58H51V60L50 59H48ZM53 57H54V59H53ZM135 58V60H134V58ZM144 58V59H142V58ZM169 59H168V58ZM173 59V60H177V61H173V60H170L171 58ZM176 57H179V58H176ZM197 57V58H196ZM201 59H200V58ZM216 57V58H215ZM57 58H58V60H57ZM60 58H61V60H60ZM70 58H71V60H72V63H71V60H70ZM102 58H103V60L104 61H106L105 63H104V61H102ZM189 60H188V59ZM207 60H206V59ZM209 58V59H208ZM218 58H219V60H218ZM41 59V60H40ZM55 59H56V61H55ZM79 59H80V61H79ZM128 59H130V60H132V61H128ZM141 59H142V61H141ZM147 59L148 60H150L149 62H147ZM184 59H186L187 61H189V62H187L186 63V60H184ZM195 61H194V60ZM198 59V60H197ZM211 59H213V60H211ZM37 60V59H36ZM39 60H40V62H39ZM42 60H43V62L44 63H46V65L42 62ZM53 60V62H51ZM109 60V61H108ZM113 61V63L115 64V66H114V64H113V66H112V64L110 63V62H112ZM137 60V61H136ZM197 60V61H196ZM206 63L205 65H204V63H203V61ZM221 60V61H220ZM224 60V59H223ZM46 61V62H45ZM48 61H50V64H49V62ZM59 61V62H58ZM61 61V62H60ZM102 61V62H101ZM147 63V65H146V63ZM151 61H152V63H151ZM154 61V62H153ZM180 61V62H179ZM28 62V63H27ZM33 62V63H32ZM36 62H38V63H36ZM56 62V63H55ZM63 62V63H62ZM71 63V65H70V63ZM81 62V63H80ZM84 62H86L85 64H84ZM101 62V63H100ZM107 62H108V64H107ZM125 62V63H124ZM128 62V63H127ZM131 62L133 63V64H131ZM137 62H139V63H137ZM182 62H183V64H182ZM191 62V63H190ZM196 62H197V64H196ZM209 62V63H208ZM216 62H218V65L217 64H215ZM31 65H30V64ZM62 63V64H61ZM79 63V64H78ZM103 63V64H102ZM185 63H186V65H185ZM189 63V64H188ZM210 63H211V65H210ZM212 63H214L215 64V66L213 67V65L214 64H212ZM36 64H38V65H36ZM47 64H49V65H47ZM51 64H55L54 66H53V68H51L52 67V65ZM56 64H58V65H64L63 67L61 66V67H59L58 65H56ZM69 64V65H68ZM90 65V66H88V65ZM95 64V65H94ZM102 64V65H101ZM111 64V65H110ZM123 64L124 65H127V64H131V66H132V68L130 69V71H122L121 70V68L123 67ZM135 64V65H134ZM141 64V65H140ZM191 64H193L192 66H191ZM196 64V65H195ZM203 66H202V65ZM208 64V65H207ZM221 64H222V66H221ZM82 65H86V66H82ZM93 65V66H92ZM98 65H99V67H98ZM100 65H101V67H100ZM106 65V66H105ZM110 65V66H109ZM186 67H185V66ZM220 65V66H219ZM43 66V67H42ZM49 66V67H48ZM76 66V67H75ZM78 66V67H77ZM82 66V67H81ZM94 66H96V68L94 67ZM104 66H105V68H104ZM108 66V67H107ZM112 66V67H111ZM134 66H135V68H134ZM197 66H200V67H202V70L200 69V68H198ZM208 66V67H207ZM30 67H31V69H30ZM56 67V68H55ZM65 67V69L64 70H62L63 68ZM88 67H90V68H88V71H86L87 70V68ZM95 68V69H92V68ZM188 67V68H187ZM191 67H192V69H191ZM194 67H196V68H194ZM205 67V68H204ZM219 67V68H218ZM26 68V67H25ZM47 68H49V69H47ZM55 68V69H54ZM59 68H60V70L61 71H59ZM62 68V69H61ZM75 68H76V70H75ZM81 68V69H80ZM85 68H86V70H85ZM103 68H104V70H103ZM109 68V69H108ZM118 68H120V69H118ZM193 68H194V70H193ZM204 68V69H203ZM220 68H223V69H220ZM46 69V70H45ZM54 69V70H53ZM56 69H58V70H56ZM72 69V70H71ZM78 69V70H77ZM90 69V70H89ZM97 69V70H96ZM102 69V70H101ZM108 69V70H107ZM111 69V70H110ZM114 69V70H113ZM182 71H181V70ZM185 69H186V72H185ZM199 69V70H198ZM218 69V70H217ZM26 70H27V68H26ZM29 70H27V72L29 71ZM51 70H52V72L53 71H55V73L52 75L51 74ZM66 70V71H65ZM75 70V71H74ZM80 70V71H79ZM83 72H82V71ZM95 70V71H94ZM116 70V71H115ZM120 70V72L118 73V71ZM138 71V72H134V71ZM190 70V71H189ZM209 70H211V68L209 69ZM221 70V71H220ZM222 70H224V72L223 73H221L222 72ZM70 71L72 72V73H70ZM78 71V72H77ZM84 71H85V73L87 74V76H88V79H89V81H87V76H86V74L84 73ZM109 71V72H108ZM133 71V72H132ZM227 71V70H226ZM25 73V75H26V77L25 76H23V74L21 75H19L20 76V78H21V80L23 79V81H22V84L20 85L22 88H23V92H22V89H21V87H20V92H18L19 94H22V98H27L28 97V94H26L27 92H31L32 91V87H34L31 83H30V81L32 80V77L30 78L29 77V72L28 73ZM63 74H62V73ZM73 72H75V73H73ZM96 72V73H95ZM98 72V73H97ZM99 72H103L102 74L100 73L99 74ZM116 72V73H115ZM121 72H123L122 74H121ZM127 72V73H126ZM130 72H131V74H130ZM77 73V74H76ZM80 73V74H79ZM82 73H84V74H82ZM95 73V74H94ZM106 73V74H105ZM126 73V74H125ZM134 73V74H133ZM93 74V75H92ZM105 74V75H104ZM125 74V75H124ZM137 74V75H136ZM51 75V76H50ZM56 75H58V77L56 76ZM61 75H62V78H61ZM78 75V76H77ZM80 75L81 76H86L85 78L84 77H80ZM121 75H122V77H121ZM22 76H23V78H22ZM52 76H53V78H52ZM65 76H66V78H65ZM90 76V77H89ZM94 77V78H91V77ZM103 76H104V78H103ZM119 76V77H118ZM56 77V78H55ZM64 77V78H63ZM77 77V78H76ZM135 77V78H134ZM141 77V78H140ZM29 78L31 79V80H29ZM61 78V79H60ZM74 78H76V79H74ZM79 78V79H78ZM97 78V79H96ZM100 78V79H99ZM133 78H134V80H133ZM140 78V79H139ZM56 80V81H53V80ZM72 79V80H71ZM83 79H86V81H82ZM91 79V80H90ZM139 79V80H138ZM59 80V81H58ZM65 82H63V81ZM77 80H79V81H77ZM94 80V81H93ZM96 80V81H95ZM98 80V81H97ZM91 81V82H90ZM186 82H187V80H185ZM54 82H56V84L54 83ZM62 83V84H60L59 85V83ZM69 82V83H68ZM74 82V83H73ZM97 82V83H96ZM104 82V83H103ZM27 83V84H26ZM54 83V84H53ZM67 83V84H66ZM71 83V85H70V87L68 86L69 84ZM86 83V84H85ZM93 83V84H92ZM32 86H31V85ZM57 84H58V87H57ZM75 84V85H74ZM78 84V85H77ZM91 84V85H90ZM104 84V85H103ZM26 87H25V86ZM63 85V86H62ZM64 85H65V87H64ZM73 85V86H72ZM68 86V87H67ZM95 86H96V89H95ZM98 86V87H97ZM99 86H100V89H99ZM56 87V88H55ZM76 87V88H75ZM78 87V88H77ZM82 87V89H80ZM92 87H93V89H92ZM61 89H62V91H61ZM83 89H85V90H83ZM74 90H76V91H74ZM88 90H89V92H90V94H89V92H88ZM97 90H99L98 92H97ZM25 91V92H24ZM27 91V92H26ZM59 91H61V92H59ZM72 91H74L75 93H74V96H73V92ZM69 92V93H68ZM71 92V93H70ZM92 92V93H91ZM93 92H94V94H93ZM95 93H96V95H95ZM24 94H26L27 95V97H25L26 95H24ZM71 94V95H70ZM79 94V95H78ZM24 95V96H23ZM76 95H78V96H76ZM84 95V96H83ZM93 95V96H92ZM98 95L96 96V97H98ZM256 95V94H255ZM87 96L89 97V99L87 98ZM260 96H263L262 94H260ZM257 97H258V95H257ZM88 99V100H87ZM93 99V100H92ZM74 100V101H73ZM90 100V101H89ZM28 105V104H27ZM56 106V105H55ZM93 106L94 105H92L91 107L93 108ZM17 111H19V109L17 110ZM262 134L264 135V129H263V131H262ZM199 146H201V143H200V145ZM197 147H198V145H197ZM210 149H208L207 147H204V146H202V150L201 149H199L198 150V148H197V150L196 151H198L199 153H197V155H198V157H196V159L194 160V161H199V159H200V161L202 160L203 162H204V160L206 161L205 162V168L206 167H210V168H206V173L208 172V175H210L211 176V174H213L211 177H212V179H216V181H217V186L214 188H208V189H205V190H207V196L209 197V198H211V200L213 201V207H215V209L214 210H212V212H214L215 213V216L217 215L218 217L217 218H220L219 220H220V222L218 221V223L216 224V225H218V224H220L221 225V230H224L223 231V234L225 233V236L228 234V233H226V231L227 232H230L231 234H234V231L236 230L235 228H234V226L232 225V227H228V226H231V224L230 225H228V223H227V221L229 220L228 218H230L229 217V213L227 214V212H225V213H223L224 211H228V207L226 208H224L222 205H220V203H219V206H221V207H219L218 208V205H214V203L218 200L217 198H219V195L220 194H222V192H224V191H226L225 193H226V200H228V203L230 202V195L228 196L227 194H230L231 192H234L236 189H238V192H234V193H241L240 195H241V201H242V208L245 210V212H246V215H250L249 216V219H247L248 218V216H245L244 215V217L246 218V220H245V218H243V224H241V226L240 227H242V231H240V234H241V236L239 235V237H240V241H241V245L242 246H240L239 245V247H241V248H239V252H237L238 250H236V253H238L237 255L238 256H236L235 254V252H234V254H232V256L233 257H231L230 255L228 256V258L227 259H221L220 260V256H218V253H217V255H216V253H215V242L212 240V238H218V237H220L219 236V231L216 229V225L214 226H212L211 224H209L208 222H206V221H208V220H206V215L204 214L203 216H205L204 217V219H203V217H201V218H199L200 220H198V224H193V225H191V226H187V222L186 221H184L185 220V218L183 217L184 215H183V209L181 210V212L182 213H178V215H172L171 214V211H170V209H171V207L172 206H174V205H172L171 203H169V204H166V203H163L162 201L160 202V201H156L154 198H156L155 197V195H154V193H155V189H154V192H153V190L151 189V191L148 193V194H146V195H149V196H147L148 198H149V200H147L148 198L146 197V195H144L145 196V198L142 196H140L139 198H141V199H135L136 197H137V195L135 194V192H132V193H129V192H131L132 191V187L130 188V186H128L127 188V192H125L123 189H121V191L120 190H118L117 191V193H119V191H120V193L119 194H117V193H115V192H113L114 191V189H112V192L110 191H107V195H108V193H109V195H108V197H111L112 196V193H114L115 194V196H114V199L112 200V208L113 207H115V206H117V205H119V206H117L116 208H114V210H120L118 213H119V215H118V217H119V219H117V218H114L113 216H111V217H113V218H111V217H109V218H107L106 220H102V221H100L101 222V224H103V226L105 227V226H107V228L105 227H102V229L101 228H99V231H97L98 230V228H94V220L95 219H92V218H95V217H93L91 214L89 215V214H86V212H84L83 213V215L82 216H80L79 217V221L80 222H82V223H78L77 225L79 226L78 228H82L81 230L79 229L78 230V233L81 231V232H83V234H80V237H82V240H83V235H84V233H86V232H92L93 233V230H94V232H95V234H94V237H92L93 239V241L92 240H90V239H88L87 240V244H91V246L90 247H92L91 248V250H92V252H93V250H94V248H97L95 251H94V253H95V255L97 256H95L96 258H97V261L95 262V264H99L98 262H100V264H104V261L106 260V258L108 257L107 255H109V254H107V253H105V252H103V250H104V248H106L108 245V248L111 250V247H112V249L114 248V250H115V252L117 251L118 252V249L117 248H119V249H121V248H125V253L127 252V250H128V248H130V247H132L131 245L132 244H134V246H135V244H137V242L135 243L134 242V240H131L132 238V235H131V232H132V234H134V233H136L137 234V236H139V238H143L142 239V241H143V243H146V241H144L145 240V232H141V231H143L144 229V231H146V233L148 232L149 234V240H147V243H154V242H158V241H160L161 239L163 240V241H160V242H158L159 243V245L157 244V242L156 243H154V245L151 243V245H152V251H153V253L154 254H156V257L158 258V262H157V264H161L163 261L161 260L162 258L164 259V257L166 256V254H167V256L165 257V259H166V261H164V264H181L182 262V264H190L193 260V262H192V264H204V262L206 261L207 263H205V264H221V262L223 261V263L222 264H228L227 262H229L230 261V263L229 264H237V262H239V264H240V262H242L241 264H263L264 262H263V260H264V256L262 257V253H264V222L263 223H260V222H262L263 220L262 219H260L263 215H264V213H263V211H264V185L262 186L263 188H261V186L259 185V187L258 186H256L255 187V184H254V182L255 181H252L251 179H253V180H256V182H258L260 179H257V178H259V176H257L259 173L257 172V171H253V168L254 167H258L259 169H263L264 168V156H263V153H264V150L262 149V148H258V146H254L255 148H253V151L255 152L256 151V149H257V151H256V153H255V156H256V158L255 159H252L254 156H252L250 153H248V151H247V149L246 150H244V152H242V151H240L239 149H237L236 151H235V154H234V159H235V161H232V160H230V163L228 164L231 168H228L229 170H232L231 171V173L229 174V170H220V168H222V166L221 165H219V164H222V162H220L219 161V159L217 158V156H215L216 154H215V150H214V148L212 149V147H213V145H212V143H211V145L210 146H208ZM257 147V148H256ZM213 150V151H212ZM208 151V152H207ZM209 151H210V154L208 155V153H209ZM247 151V152H246ZM207 154H206V153ZM212 152V153H211ZM261 154H260V153ZM202 153V154H201ZM204 153L206 154L205 156H204ZM199 154H201V155H199ZM236 154H238V156H236ZM207 155H208V157H207ZM242 155V156H241ZM201 156V157H200ZM203 156V157H202ZM236 156V157H235ZM200 157V158H199ZM206 157V158H205ZM211 157H212V160H211ZM217 158V160H216V158ZM243 157H244V159L246 158V160L245 161H243ZM251 157V159H249V158ZM263 157V158H262ZM204 158V159H203ZM214 158V159H213ZM236 158H239V159H236ZM258 159V160H257ZM208 160V161H207ZM239 160H241V162L239 161ZM249 160H250V163H249ZM255 160H256V163H255ZM210 161V162H209ZM216 161V162H215ZM243 161V162H242ZM211 162H213V164H217L216 165V167H218V166H220L219 167V169L218 168H216L215 167V165H213L212 166V163ZM220 162V163H219ZM235 162V163H234ZM209 163V164H208ZM219 163V164H218ZM240 163V164H239ZM242 163V164H241ZM248 163V164H247ZM207 164H208V166H207ZM235 164V165H234ZM239 164V165H238ZM252 166H251V165ZM258 164V165H257ZM260 164V165H259ZM234 166H236V168L234 167ZM240 166V167H239ZM245 166H249L250 167V169H249V167H248V170H247V167H245ZM261 166V167H260ZM215 167V168H214ZM236 169L235 171L237 172H235V173H233L234 172V169ZM208 169H209V171H208ZM213 169V170H212ZM216 169V170H215ZM218 169V170H217ZM245 169V170H244ZM210 170H212L213 172L211 173V171ZM238 171H239V174H238ZM243 171V172H242ZM226 172V173H225ZM246 172V173H245ZM252 172H254L255 173V175H254V173L252 174ZM214 173H215V175H221V177L220 176H215L214 175ZM218 173V174H217ZM220 173V174H219ZM228 173V175H226ZM244 173V174H243ZM256 173H258V174H256ZM249 174V176L251 175V178L249 177V178H247V175ZM226 175V177H225V179H224V176ZM239 175V180H238V178H237V176ZM260 175V174H259ZM215 176V177H214ZM230 178H229V177ZM242 176H243V178H242ZM252 176H254L255 178H253ZM147 180H145V178H143V180H142V182L143 183H145L146 184V182L148 181V179L149 178H147V177H149V176H144ZM214 177V178H213ZM218 178V180H217V178ZM228 177V178H227ZM244 177H245V179H244ZM227 178V179H226ZM235 178V179H234ZM220 179H222V180H220ZM231 179V180H230ZM233 179V180H232ZM243 179V180H242ZM246 179H248L247 181H246ZM144 180H145V182H144ZM122 181H124V179H122ZM221 181V182H220ZM232 181H237L236 182V184H234V186L233 185H231L232 183H234V182H232ZM245 181H246V183H250V182H252V183H250V184H246L245 183ZM249 181V182H248ZM141 182V184H142V189H144V186H145V184H144V186H143V183ZM244 182V185L242 184ZM220 183H221V185H220ZM239 183V184H238ZM121 184V186H123L124 185V182H121L120 183ZM254 184V185H253ZM113 185H115V184H113ZM238 185H241V188H240V186H238ZM246 185V186H245ZM247 185H249V188H247ZM205 186V185H204ZM116 187V186H115ZM206 187V186H205ZM220 189H219V188ZM224 187V189H222ZM237 187V188H236ZM240 189H239V188ZM251 187H252V189H251ZM217 188V189H216ZM225 188H226V190H225ZM236 188V189H235ZM257 188H259V189H257ZM210 189V190H209ZM212 189H216L215 191L214 190H212ZM244 189V190H243ZM248 189H251L252 190V192H249L248 191ZM255 189V190H254ZM263 189V190H262ZM150 190V189H149ZM220 190H221V192H220ZM227 190H229V191H227ZM234 190V191H233ZM240 190V191H239ZM125 193H124V192ZM209 191V192H208ZM243 191V192H242ZM249 193V194H251V195H249V194H247V192ZM254 191H255V193H254ZM122 192L124 193V194H122ZM214 192V193H213ZM229 192V193H228ZM216 193V194H215ZM258 195H257V194ZM125 194H132L131 196L130 195H125ZM214 194V195H213ZM260 194V195H259ZM150 195H153V197L154 198H152V196H150ZM249 195V196H248ZM255 195V196H254ZM129 196V197H128ZM211 196H217L216 198H215V200H213L214 199V197H211ZM119 197H123L122 199L121 198H119ZM125 197V198H124ZM128 197V198H127ZM132 197H133V199H132ZM135 197V198H134ZM180 197H182V196H180ZM249 197V198H248ZM252 197V198H251ZM258 197L260 198V199H258ZM261 197H263V199L261 200ZM116 198V199H115ZM127 198V200H125ZM145 200H144V199ZM229 198V199H228ZM249 199V200H246V199ZM251 198V199H250ZM120 199H121V202H120ZM130 199V200H129ZM153 199V200H152ZM116 200V201H115ZM133 202H132V201ZM136 200V201H135ZM141 200V201H140ZM153 201V203H154V205H152L153 203H152V201ZM182 200V199H181ZM261 201L259 204H258V202L259 201ZM117 201H118V203H117ZM124 201V202H123ZM127 201V203H128V205H127V203L125 204V202ZM149 201H150V203H149ZM183 201V200H182ZM182 201H177L176 202V206H179V205H182V206H184V208H188V206H189V204L188 205H184L183 204V202ZM249 201V202H248ZM256 201V202H255ZM109 202V201H108ZM140 202V203H139ZM143 202H144V204H143ZM156 202H158V203H156ZM160 202V203H159ZM244 202V203H243ZM123 203V204H122ZM139 203V204H138ZM142 203V204H141ZM152 203V204H151ZM178 203V204H177ZM254 203V204H253ZM258 205H257V204ZM261 203H262V205H261ZM147 204V205H146ZM151 204V205H150ZM157 204H159L158 206H157V209H156V205ZM161 204H162V206H161ZM255 204L257 205V206H255ZM114 205V206H113ZM121 205V206H120ZM124 205V206H123ZM136 205H137V208H135L136 207ZM140 205V206H139ZM143 205H145V206H148V208L150 209V210H148V211H146V212H144L145 211V209H142V208H144V206ZM169 205H170V207H169ZM250 205V206H249ZM252 205H254V206H252ZM260 205V206H259ZM143 206V207H142ZM154 208H153V207ZM186 206V207H185ZM197 206V205H196ZM248 206V207H247ZM126 207V208H125ZM135 209H134V208ZM140 207H142V208H140ZM152 207V208H151ZM161 207V208H160ZM164 207H165V209H164ZM168 207H169V209H168ZM179 207H181V206H179ZM248 209L247 211H246V208ZM252 207H253V210H251L252 209ZM260 207V208H259ZM121 208V209H120ZM139 208V209H138ZM158 208L161 210H158ZM163 208V209H162ZM186 208V210L188 211L189 209H187ZM129 209V210H128ZM134 209V210H133ZM141 209L143 210V211H141ZM153 209V210H152ZM167 209V210H166ZM220 209H222V211L220 210ZM224 209V210H223ZM260 209V210H259ZM123 210H124V212H123ZM158 210V211H157ZM219 210H220V212L221 213H223V214H225V215H222L220 212H219ZM249 210H251V211H253V213H255V214H257L256 216H255V214H253V213H250L251 211H249ZM256 210V211H255ZM262 210V211H261ZM136 211H141V213L139 212H136ZM150 211V212H149ZM152 211V212H151ZM154 211L155 212H157V213H154ZM167 211V212H166ZM219 213H217V212ZM259 211H261V213L259 212ZM129 212H130V214H129ZM136 212V213H135ZM142 212L144 213V215L142 214ZM158 212H160V213H158ZM169 212V213H168ZM179 212V211H178ZM201 212V211H200ZM249 212V214H247ZM124 215H123V214ZM127 213V214H126ZM133 213V214H132ZM134 213H135V215H134ZM167 213V214H166ZM149 214H151L150 215V217H149ZM155 214V215H154ZM156 214H157V216H156ZM160 214H161V216L163 217H160ZM168 215V216H171L170 218L168 217V216H166L165 218H164V216L163 215ZM182 214V215H181ZM203 214V213H202ZM253 214V215H252ZM258 214H259V216H258ZM263 214V215H262ZM84 215H86V216H84ZM87 215H88V218H87ZM126 215V216H125ZM154 215V216H153ZM179 215H180V217H179ZM222 215V216H221ZM261 215V216H260ZM92 216V217H91ZM127 216H129V217H127ZM131 216V217H130ZM138 216H140V217H138ZM145 216H146V218H145ZM173 216V217H172ZM177 216V217H176ZM181 216H182V219H181ZM253 216V217H252ZM84 217H85V219H84ZM89 217H91V218H89ZM123 217H124V219H126V220H129V221H127L126 222V220L124 221V219H123ZM127 217V218H126ZM222 217H225V218H223L222 219ZM129 218V219H128ZM135 220H134V219ZM137 218V219H136ZM156 218H158V219H156ZM174 219V220H176L177 222L179 221V219H180V221L177 223L176 221H174V223H173V220L171 219V221L172 222H170V220L169 219ZM176 218V219H175ZM179 218V219H178ZM263 219H264V217H262ZM81 219V220H80ZM86 219H88L89 220V222L86 220ZM113 219V220H112ZM115 219V220H114ZM154 219H155V221H154ZM162 219V220H161ZM165 219V220H164ZM178 219V220H177ZM251 219L253 220V221H255V222H253V221H251ZM91 220V221H90ZM121 220H123V221H121ZM134 220V221H133ZM221 220H223L222 222H221ZM258 220H259V222H258ZM261 220V221H260ZM109 223H108V222ZM112 221V222H111ZM113 221H114V223H113ZM119 221V222H118ZM131 221V222H130ZM146 221H148V223H149V226H148V223L146 222ZM157 221V222H156ZM163 221V222H162ZM166 221V222H165ZM245 221V222H244ZM246 221H247V223L249 222L250 223V226L252 227H250L249 226V223H248V226H245V225H247V223H246ZM84 222V223H83ZM86 222H88V223H86ZM93 223V225H92V223ZM120 222H122V223H120ZM125 222V223H124ZM133 222V224H132V226L131 227H129L128 228V226L126 227H124V225H128L129 223H132ZM154 222H156V223H154ZM159 222H160V224H159ZM161 222H162V224H161ZM170 222V223H169ZM200 222H202L203 223V226L201 225V227H200V224H202V223H200ZM256 222H258V223H256ZM118 223V224H117ZM164 223H168L167 225H165ZM171 223L173 224V225H171ZM175 223H176V225H175ZM180 223H181V225H180ZM183 223V224H182ZM207 225H206V224ZM222 223V224H221ZM225 223V225H223ZM232 223V222H231ZM246 223V224H245ZM259 223H260V225H259ZM82 224V225H81ZM84 224V225H83ZM105 224V225H104ZM107 224V225H106ZM110 224V225H109ZM115 224H116V226H115ZM120 224H122V225H120ZM136 224V225H135ZM139 224H142L141 226L139 225ZM154 226H153V225ZM186 224V225H185ZM261 224H262V226H261ZM116 227H114V226ZM118 225V226H117ZM129 225H131V224H129ZM147 225V227H144V226H146ZM158 226L157 228H156V226ZM197 225V226H196ZM208 225H211L212 226V228H213V230L215 229V231H213V230H210L211 229V227L210 226H208ZM220 225H218L219 227H220ZM222 225H223V227L224 228H226V230L222 227ZM243 225H244V228H243ZM255 225H257V226H255ZM81 226V227H80ZM87 226V227H86ZM90 226V227H89ZM93 226V228H91ZM119 226H121V227H119ZM136 226V227H135ZM150 226H153V227H150ZM165 226V227H164ZM173 226V227H172ZM175 226V227H174ZM192 226H194V227H192ZM86 227V228H85ZM89 227V228H88ZM109 227V228H108ZM118 227V228H117ZM140 227H142L141 229H140ZM163 227V228H162ZM166 227H168L167 228V230H166ZM178 227V230L176 229ZM195 227H196V229L197 228H199L198 229V231L195 229ZM247 227H248V230H247ZM257 229H256V228ZM84 228V229H83ZM91 228V229H90ZM150 228H152V229H150ZM158 229V230H156V229ZM186 228V229H185ZM205 228H207V229H205ZM210 228V229H209ZM234 230H233V229ZM253 228H254V230L257 232H255L254 230H253ZM260 228H262L261 230H260ZM89 229H90V231H89ZM108 229H109V234H108ZM115 230V232H114V230ZM124 229H126L125 231H126V234L128 235V236H130V238L128 237H126V235L124 234L125 232H124ZM131 229H132V231H131ZM138 230V231H136V230ZM162 229H163V231H162ZM176 229V230H175ZM228 229H230V230H228ZM232 229V230H231ZM87 230V231H86ZM98 232V234L96 233V231ZM100 230H102L101 232H100ZM118 230V231H117ZM135 230V231H134ZM153 231V230H155V232H153V234H152V232L151 231ZM169 230V231H168ZM171 230V231H170ZM173 230V231H172ZM193 230V231H192ZM204 231L205 233H207L208 235H209V238H210V241L212 240L213 241V243H212V245H210V244H208V243H211L209 240V242L208 243H206L207 244V246H206V244H205V247H204V245H202L201 244V242H200V238H198L199 236L197 235V234H195V232H200L201 233V231ZM245 230H246V232H250L249 234L248 233H246L245 232ZM250 230V231H249ZM104 231V232H103ZM111 231H113V233L111 232ZM122 231V232H121ZM127 231H128V233H127ZM175 231V232H174ZM211 231V232H210ZM218 231V232H217ZM233 233H232V232ZM245 233H244V232ZM261 231V232H260ZM99 232H100V234H99ZM157 232H162L161 234H163V237L160 235V238H159V234L160 233H157ZM169 232V233H168ZM186 232V233H185ZM193 232V233H192ZM213 232V233H212ZM242 232V233H241ZM255 234L256 236V238L254 237V239L252 238L254 235L252 234ZM101 233H103L102 235H101ZM105 233V234H104ZM106 233H107V235H106ZM119 233V234H118ZM121 233H122V236H120L121 235ZM139 233V234H138ZM151 233V234H150ZM156 233V234H155ZM174 233V234H173ZM175 233H177L178 234V237L176 236V234ZM191 233V236H189V234ZM212 235H211V234ZM215 233V234H214ZM218 233V234H217ZM229 233V234H230ZM110 234H112V235H110ZM115 234H116V236L118 237L119 236V239H120V242L124 239V241H122L121 242V244L119 245V246H116V244L114 243V239H115ZM118 234V235H117ZM141 234H143V235H141ZM158 234V235H157ZM188 234V235H187ZM249 235V237H248V235ZM250 234H251V238H250ZM82 235V236H81ZM104 235V236H103ZM167 235L169 236V237H167ZM170 235H173L172 237L170 236ZM195 235V236H194ZM243 235V236H242ZM245 235H247V237L245 236ZM126 237V238H124V237ZM154 237V240H153V237ZM176 236V237H175ZM186 236V237H185ZM198 236V237H197ZM211 236V237H210ZM212 236H214V237H212ZM225 236H222L223 238L225 237ZM257 236H258V239H257ZM262 236V237H261ZM77 237H79V235H77ZM97 237V238H96ZM99 237V238H98ZM106 239H104V238ZM109 237H110V239H113L112 241L109 239ZM166 237V238H165ZM193 237V238H192ZM242 237V238H241ZM247 238V240H246V238ZM262 239H261V238ZM89 238H91V237H89ZM102 238V240H99V239H101ZM150 238H152V239H150ZM157 238H159V240L157 239ZM187 238V239H186ZM95 239V240H94ZM127 239V240H126ZM156 239V240H155ZM168 239V240H167ZM171 241H170V240ZM173 239V240H172ZM176 239H178L177 240V242L175 241ZM196 239V240H195ZM242 239V240H241ZM253 239V240H252ZM260 239V240H259ZM90 240V241H89ZM110 240V241H109ZM128 240H129V242H128ZM168 242H167V241ZM181 240H182V242H181ZM184 240H186V241H184ZM255 240H257L258 241V244L256 245L255 243H257V241L256 242H254ZM262 240H263V243H262ZM101 241V242H100ZM109 241V242H108ZM126 241V244L124 243ZM151 241V242H150ZM188 241V242H187ZM192 241H194V242H192ZM198 243H197V242ZM240 241L238 242V243H240ZM253 241V242H252ZM261 241V242H260ZM97 242H98V244H97ZM105 242V243H104ZM108 242V243H107ZM133 242V243H132ZM164 242H165V244H164ZM172 242V243H171ZM177 244H176V243ZM196 242V245L194 244ZM249 242V243H248ZM251 242L252 243H254V244H251ZM99 243H101V244H99ZM143 243H140V245H142ZM176 244V246H177V248L179 249V250H177V249H174V248H176V247H174L175 246V244ZM247 243H248V245H247ZM259 243H261V244H259ZM108 244V245H107ZM130 244V246L128 247V245ZM156 244V245H155ZM183 244H185L184 246L185 247H183L182 245ZM187 244V245H186ZM246 244V246L244 247V245ZM101 245V246H100ZM106 245V246H105ZM112 245V246H111ZM127 245V246H126ZM158 245V246H157ZM165 245H167V247L165 246ZM199 245V246H198ZM258 246L259 245V248H261V249H259V252L256 250L255 251V249L254 248H251V246ZM96 246V247H95ZM97 246H99V247H97ZM114 246V247H113ZM121 246V247H120ZM137 246V245H136ZM170 246H172V247H170ZM186 246L188 247V249L186 248ZM212 246V247H211ZM100 247L103 249H101L100 250ZM170 247V248H169ZM196 247L198 248V249H196ZM207 247H208V249H207ZM209 247H210V252H211V255H210V252H209ZM263 247V248H262ZM108 248H106V249H108ZM126 248H127V250H126ZM183 248H184V250H183ZM190 248H192L191 250H190ZM194 248V249H193ZM214 248V249H213ZM245 248V249H244ZM251 248V249H250ZM108 249V250H109ZM162 249H166L165 250V252H164V250H162ZM168 249V250H167ZM240 249H242L243 251H241ZM248 249V250H247ZM133 250V249H132ZM156 250V251H155ZM186 250V251H185ZM200 250H202V251H200ZM204 250H205V253H204ZM207 250H208V252H207ZM252 250H253V252H252ZM263 250V251H262ZM161 251V252H160ZM172 251V252H171ZM183 251V252H182ZM102 252V253H101ZM156 252H158V253H156ZM181 252H182V254H181ZM194 253V254H192L191 255V253ZM215 253V256H213V254ZM128 253V252H127ZM126 253V255H125V259H124V264H136L134 261H136L135 260V258H136V256H134V252L133 251H131V253L132 254H127ZM161 253V254H160ZM164 253V254H163ZM166 253V254H165ZM184 253V254H183ZM198 253V254H197ZM202 253V254H201ZM204 253V254H203ZM243 253H244V255H246V256H244L243 255ZM259 255H258V254ZM106 254V255H105ZM159 254V255H158ZM189 254V255H188ZM197 254V255H196ZM206 254V255H205ZM227 254H228V252H227ZM226 254V255H227ZM239 254H241V255H239ZM102 255V256H101ZM160 255H162V257L160 256ZM164 255V256H163ZM179 255V256H178ZM182 255V257H180ZM184 255V256H183ZM189 257H188V256ZM190 255L192 256V257H190ZM202 255V256H201ZM203 255H205V256H203ZM257 255H258V258L260 259H257ZM264 255V254H263ZM100 256L102 257L101 259H100ZM103 256H105V257H103ZM172 256V257H171ZM198 258H197V257ZM200 256V257H199ZM241 258H240V257ZM249 256V257H248ZM253 256V257H252ZM255 256V257H254ZM159 257H161V258H159ZM196 257V259H194ZM201 257H202V259H201ZM227 257V256H226ZM244 257H245V259H248L249 260V258H250V261H248V260H245L244 259ZM252 257V258H251ZM103 258H105V259H103ZM130 258H131V260H130ZM171 258V259H170ZM178 258H180L179 260H178ZM190 258H192V260L190 261ZM209 258V259H208ZM216 258V259H215ZM233 258H234V260H233ZM236 258V259H235ZM244 260H243V259ZM253 258H255L254 260H253ZM98 259H99V261H98ZM137 259V258H136ZM188 259H189V261H188ZM215 261H214V260ZM229 259V260H228ZM239 259H240V261H239ZM259 260V261H257V260ZM127 260V261H126ZM169 260L171 261V262H169ZM183 260V261H182ZM198 261V262H195V261ZM244 261V263H243V261ZM169 263H168V262ZM177 261H179V262H177ZM202 263H201V262ZM208 261H209V263H208ZM211 261V262H210ZM213 261V262H212ZM218 261V262H217ZM227 261V262H226ZM253 261H257V262H259V263H257V262H253ZM262 261V262H261ZM103 262V263H102ZM173 262H175V263H173ZM226 262V263H225ZM232 262V263H231ZM250 262V263H249Z\"/></svg>",
  "mask_w": 264,
  "mask_h": 264
}]
</instances>
